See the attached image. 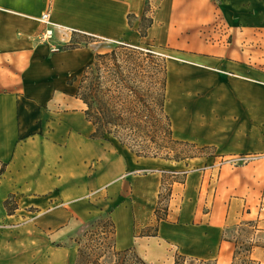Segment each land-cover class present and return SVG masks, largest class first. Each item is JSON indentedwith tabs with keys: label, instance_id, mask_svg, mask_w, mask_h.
<instances>
[{
	"label": "crops",
	"instance_id": "crops-1",
	"mask_svg": "<svg viewBox=\"0 0 264 264\" xmlns=\"http://www.w3.org/2000/svg\"><path fill=\"white\" fill-rule=\"evenodd\" d=\"M145 1L117 3L135 6V37L166 52V109L175 136L215 145L217 155L160 165L124 146L126 151L112 153L110 142L89 136L83 149L68 143V154L97 157L98 170L90 169L97 174L83 177H101L108 183L106 194L115 186L121 197L111 210L118 248L133 247L149 264H173L180 254L232 264L236 244L224 237L225 230L254 221L264 232V0H154V24L142 37L138 27ZM86 3L0 0V160L9 163L0 179V264H76L78 247L69 240L88 217L74 203L59 205L50 199L46 206L35 202L33 210L18 208L9 214L4 201L27 188L22 177H48L39 175L42 165L37 167L35 161L37 150L52 141L41 122L48 103L52 122L64 114L59 133L72 126L92 127L85 104L76 97L78 82L69 80L97 53L109 49L93 41L55 50L71 41L72 32L41 41L38 37L46 26L42 24L41 31L28 19L35 13L28 7ZM70 21L74 30L91 32V21ZM67 99L75 101L76 116L53 107ZM169 168L183 178L174 179L166 215L159 218L164 172ZM43 182L35 181L31 188L50 194L59 185L50 179ZM66 191L75 194L74 186Z\"/></svg>",
	"mask_w": 264,
	"mask_h": 264
},
{
	"label": "trees",
	"instance_id": "trees-1",
	"mask_svg": "<svg viewBox=\"0 0 264 264\" xmlns=\"http://www.w3.org/2000/svg\"><path fill=\"white\" fill-rule=\"evenodd\" d=\"M150 4V0H146ZM131 17V14L128 15ZM131 25V22H129ZM154 24V11L148 14L145 8L139 23L142 37L147 36L149 28ZM94 40H89L85 46ZM82 46H69L63 49H75ZM161 55L151 47L144 48L126 41H117L109 51L97 53L92 63L85 66L82 76H74L69 83L78 81L76 97L85 104L86 119L91 122L93 131L90 137L113 143L117 141L139 157L163 158L174 161H187L197 156L212 157L217 155L215 145L179 139L175 136L173 122L166 109L167 71L166 57L161 64ZM197 149H213L211 154L200 153ZM8 162L0 160V179L8 169ZM164 172L163 185L157 216L165 217L166 208L161 207L163 189L167 182ZM172 184V183H171ZM171 194V186H170ZM170 197V196H169ZM14 200V204L11 203ZM169 200V198H168ZM9 214L19 208L15 193H10L4 201ZM161 210L164 213H161ZM259 229L254 221H246L237 225L239 230L245 227ZM224 237L235 242L236 248L232 264H261L253 257L256 247L263 246L260 241L251 238L238 240ZM78 233L90 236L99 244L102 253L112 252L118 259H128L131 252L143 264H149L138 255L133 247L118 249L116 244L117 226L112 212H103L85 222ZM82 247H78L76 264L82 255ZM136 252V253H135ZM173 264H216L212 260H204L186 255H178Z\"/></svg>",
	"mask_w": 264,
	"mask_h": 264
},
{
	"label": "rangeland",
	"instance_id": "rangeland-1",
	"mask_svg": "<svg viewBox=\"0 0 264 264\" xmlns=\"http://www.w3.org/2000/svg\"><path fill=\"white\" fill-rule=\"evenodd\" d=\"M155 5L154 0H150L149 5H147L145 1L143 12L145 8H147L148 14L150 15V13L154 11ZM28 8L35 10V13L28 17V19H30L29 21H34L40 26L42 24L36 21V18L44 11H49L51 13V19L54 22V32L52 37L45 40L42 39V37H38L39 40L46 42L54 39V37H57L58 33L67 35L72 32L73 37L71 41L56 45L55 50H62L63 48L69 46L83 47L87 42H89V40L103 43L109 50H111L116 45L117 41H126L144 48L151 47L161 55V64H164V53L166 52L162 48L153 43L144 42L140 38L135 37V6L119 4L117 3V0H107V2H103L101 0H87L86 4H76L70 6H52L50 4L36 5ZM129 14H131L130 18L128 17ZM72 19H86L91 21L92 25L89 31H93L92 33L102 32L104 34L96 36L95 34H91V32L86 33L76 31L74 30V27L76 26L70 21ZM129 22H131V25ZM114 24L118 25V27L114 28ZM43 29L44 27L41 26V31ZM39 35H42V33ZM83 71L84 68L79 70L75 76L80 78ZM73 77L74 75L72 78ZM74 102V100L69 101L67 99L61 105H57V103H55L53 107L61 108L62 110H66V112L76 116L77 112L73 113L76 110ZM51 105L52 104L48 103L44 107L45 116L41 119V122H43V125L45 126L46 132L44 134H47V137H49L52 141L44 145L43 149L37 150L38 154L35 155L37 167L42 165L39 175H46L48 177H22L24 180L27 179L26 181L28 186H26L27 188L23 191L19 190L18 194L15 193L19 208H21L22 212H25L26 210L32 209L31 207L35 204V202H40L42 206H46L48 205L49 200L52 199L56 200L59 205L64 204V201L68 204L74 203L77 211L85 214V216L88 217V221L103 213L104 211H101L103 209H106L105 212H111V210L121 200V197L116 195L115 186L112 187L110 194L107 195L104 189L108 183L105 180L101 177H83L84 174L88 175L89 173H92L91 176L97 174L94 170L91 171L90 169L94 167L95 170H98L97 163L95 162L99 159L91 153L88 157L83 158H79L77 155L69 156L68 154L67 145L68 143L70 144V142H74L78 149H83L88 136L90 137V132H92L90 130H92V127L90 129V126H84L81 129H77L72 126V128L66 133H59L61 131L60 125H63L64 114L60 116V120L55 119L52 122L50 116L53 117L54 113H48V110L52 107ZM74 120L76 121L77 118L74 117ZM49 128L52 129V132L50 130L47 133ZM82 131H86L83 132V134H86L85 137L80 135V132L82 133ZM107 145L112 153H115L116 150L119 152L118 149L126 151V149L123 148L117 141ZM202 145L200 144V146ZM91 148L93 150L95 149L94 146H91ZM196 151L205 154H211L214 152L213 149H197ZM135 160L140 159L135 156ZM155 162L157 161L155 160ZM174 169L175 168H169L166 173L167 182L163 189L161 204L162 209L166 208L168 203L171 183H173L174 179L182 180L183 178L182 174L172 173ZM6 178H9L11 181L14 180L13 177ZM43 179L53 180L54 182L59 183V185L55 190L51 191L50 194L48 192H35L31 187H33L35 181L44 183ZM73 186L75 188V194L67 193L66 190ZM1 195L2 192L0 191V196ZM11 203L14 204V200H11ZM161 213L163 214L164 211L161 210ZM245 228L246 230H239L237 227H231L228 236L238 240L251 238L264 244V232L258 231V229L253 227L246 226ZM69 241L71 244L77 247L80 246L84 250L79 258L78 264H143L139 261L134 252H131V254L128 255V259H118V257L112 252L103 254L100 247H97L99 244L91 240L90 236H82L78 232ZM253 257L261 261V264H264V250L261 248H255Z\"/></svg>",
	"mask_w": 264,
	"mask_h": 264
},
{
	"label": "built area",
	"instance_id": "built-area-1",
	"mask_svg": "<svg viewBox=\"0 0 264 264\" xmlns=\"http://www.w3.org/2000/svg\"><path fill=\"white\" fill-rule=\"evenodd\" d=\"M36 21L46 26L44 32L40 37H42V39L44 40L52 37V34L54 32L53 29L54 22L51 19V13L49 11L43 12L39 17L36 18Z\"/></svg>",
	"mask_w": 264,
	"mask_h": 264
},
{
	"label": "bare ground",
	"instance_id": "bare-ground-1",
	"mask_svg": "<svg viewBox=\"0 0 264 264\" xmlns=\"http://www.w3.org/2000/svg\"><path fill=\"white\" fill-rule=\"evenodd\" d=\"M139 157V156H138ZM139 158H143V157H139ZM147 159H149V158H147ZM151 159H155L157 162L156 163H158V164H160V165H173L174 163H175V161L174 160H168V159H163V158H151ZM118 218V217H117Z\"/></svg>",
	"mask_w": 264,
	"mask_h": 264
}]
</instances>
